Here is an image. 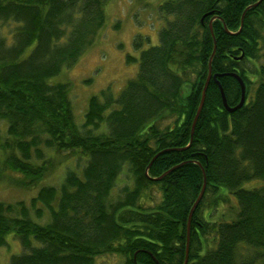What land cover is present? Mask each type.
<instances>
[{
	"label": "trees",
	"instance_id": "obj_1",
	"mask_svg": "<svg viewBox=\"0 0 264 264\" xmlns=\"http://www.w3.org/2000/svg\"><path fill=\"white\" fill-rule=\"evenodd\" d=\"M108 3L0 0V187L38 188L30 205L50 212L0 201V246L13 233L23 247L6 264H264V0H162L159 43L127 56L136 76L92 95L80 124L53 78L94 44ZM234 72L246 101L230 112L218 81L236 106Z\"/></svg>",
	"mask_w": 264,
	"mask_h": 264
},
{
	"label": "rangeland",
	"instance_id": "obj_2",
	"mask_svg": "<svg viewBox=\"0 0 264 264\" xmlns=\"http://www.w3.org/2000/svg\"><path fill=\"white\" fill-rule=\"evenodd\" d=\"M161 2L162 0H109L106 8L107 21L100 29L94 44L79 57L74 65L53 78L70 83V97L76 120L80 124L84 121V114L92 95H98L107 87H111L112 91L118 94L127 80L136 76L139 68L138 61L128 62L127 56L132 55L138 58L142 49L159 43V31L164 24V18L160 17L157 7ZM136 35H142L145 38L149 36L151 40L149 42L144 40L142 47L136 48L134 44ZM251 80L256 84L257 75L252 74ZM63 171L61 167L50 180L44 183L59 185ZM124 181L123 175L114 189V194L121 192ZM258 183V180H254L251 183H245L244 186L251 187ZM37 191L38 188L25 190L0 187V201L14 203L23 200L30 207V216L36 221L45 223L50 218L48 209L37 202L36 208L41 207L45 211L43 216H38L35 208L30 205V199L37 194ZM219 208L220 212H229L231 208H236L235 198H230L224 204L221 203ZM22 252L23 247L19 238L13 233L9 234L7 244L0 246V264L8 263L13 255Z\"/></svg>",
	"mask_w": 264,
	"mask_h": 264
},
{
	"label": "water",
	"instance_id": "obj_3",
	"mask_svg": "<svg viewBox=\"0 0 264 264\" xmlns=\"http://www.w3.org/2000/svg\"><path fill=\"white\" fill-rule=\"evenodd\" d=\"M257 3H258V2H257ZM257 3H256V4H257ZM215 52H216V44H215V46H214V51H213V54H212L211 60H212V58H213ZM232 74L235 75V76L239 79L240 84H241V87H242V97H241L240 102H239L236 106H234V107H230V106L228 105V103H227V99H226V96H225V92H224V90H223V87H222L221 83L218 81L219 86H220V90H221V94H222L223 102H224L225 106L227 107V109H228L230 112H233V111H235L236 109L240 108V107L245 103V98H246V97H245V89H246V87H245V83H244V81L242 80V78H241L237 73L234 72V73H232ZM211 77H212V72H211V67H210V71H209V75H208V78H207V82H206L205 87H204V89H203L201 102H200V105H199V108H198V110H197V114H196V117H195L194 126H195L196 121L198 120L199 115H200V112H201V110H202V107H203V104H204V101H205V97H206V90H207L208 85H209V83H210ZM194 126H193V130H194ZM161 153H162V152H160L159 154H161ZM159 154H157L155 157H157ZM172 170H173V168H172L171 170L167 171L166 173L162 174L159 178L163 177L164 175H166L168 172H170V171H172ZM205 184H206V179H205V183H204L203 189H202V191H201V193H200V196L198 197L197 201L195 202V204H194V206H193V208H192V211H191V213H190V218H191V216H192V214H193L195 208L197 207L199 201L201 200V198H202V196H203V194H204ZM188 244H189V242H188ZM188 250H189V246H188V248H187V252H188ZM187 259H188V256L186 257L185 264H187Z\"/></svg>",
	"mask_w": 264,
	"mask_h": 264
},
{
	"label": "bare ground",
	"instance_id": "obj_4",
	"mask_svg": "<svg viewBox=\"0 0 264 264\" xmlns=\"http://www.w3.org/2000/svg\"><path fill=\"white\" fill-rule=\"evenodd\" d=\"M33 4H34V3H33ZM245 101H246V98H245ZM230 106H231V105H230ZM198 107H199V106H198ZM164 151H166V150L164 149V150H162L161 152H164ZM177 166H178V165H177ZM177 166H176V167H177ZM174 168H175V167H174ZM171 169H172V168H171ZM204 172H205V171H204Z\"/></svg>",
	"mask_w": 264,
	"mask_h": 264
}]
</instances>
